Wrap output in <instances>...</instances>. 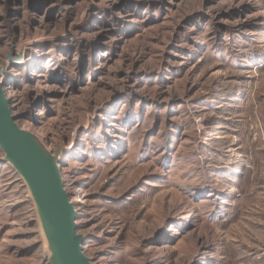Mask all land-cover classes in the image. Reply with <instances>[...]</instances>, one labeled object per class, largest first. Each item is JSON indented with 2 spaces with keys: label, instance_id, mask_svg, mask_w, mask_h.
<instances>
[{
  "label": "rangeland",
  "instance_id": "rangeland-1",
  "mask_svg": "<svg viewBox=\"0 0 264 264\" xmlns=\"http://www.w3.org/2000/svg\"><path fill=\"white\" fill-rule=\"evenodd\" d=\"M0 79L91 264H264V0H0ZM53 262L0 150V264Z\"/></svg>",
  "mask_w": 264,
  "mask_h": 264
},
{
  "label": "water",
  "instance_id": "water-1",
  "mask_svg": "<svg viewBox=\"0 0 264 264\" xmlns=\"http://www.w3.org/2000/svg\"><path fill=\"white\" fill-rule=\"evenodd\" d=\"M17 63L21 62L19 57ZM0 150L24 179L54 264H91L77 234V213L51 161L15 123L0 79Z\"/></svg>",
  "mask_w": 264,
  "mask_h": 264
},
{
  "label": "bare ground",
  "instance_id": "bare-ground-1",
  "mask_svg": "<svg viewBox=\"0 0 264 264\" xmlns=\"http://www.w3.org/2000/svg\"><path fill=\"white\" fill-rule=\"evenodd\" d=\"M7 161H8V159H7ZM9 162V161H8ZM54 263V262H53Z\"/></svg>",
  "mask_w": 264,
  "mask_h": 264
}]
</instances>
